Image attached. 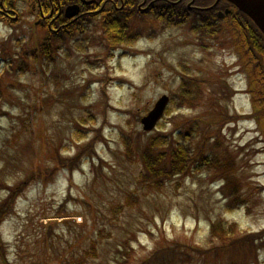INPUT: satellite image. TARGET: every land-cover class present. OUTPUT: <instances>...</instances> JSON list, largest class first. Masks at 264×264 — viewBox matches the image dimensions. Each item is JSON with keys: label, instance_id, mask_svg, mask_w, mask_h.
<instances>
[{"label": "rangeland", "instance_id": "1", "mask_svg": "<svg viewBox=\"0 0 264 264\" xmlns=\"http://www.w3.org/2000/svg\"><path fill=\"white\" fill-rule=\"evenodd\" d=\"M35 7L33 0L21 4L16 29L0 23V183L15 185L32 171L50 170L56 148L71 157L92 142L91 154L73 173L60 168L52 176L39 175L19 195L0 222L5 248L0 264H139L160 243L175 241L181 246L166 264H264V246L258 244L255 256L240 244L226 245L228 239L215 241L223 248L217 254L200 256L192 249L212 245L210 222L217 217L236 223L231 239L264 230V134L246 117L253 110L250 80L230 42L234 17L219 22L210 35L192 29L194 19L169 26L156 15L141 14L131 23L132 32H140L131 46L108 47L91 25L55 39L49 57L40 50L49 30L33 26ZM25 62L28 67L21 68ZM188 74L209 79L200 84L204 99L222 84L213 79L234 90L230 99L216 95L232 115L221 127L222 138L236 153L234 177L247 197L231 210L221 192L223 177L214 169L177 175L162 189L138 180L143 170L138 153L150 134L199 114L210 118L206 100L181 109L170 103L173 111L162 125L151 132L143 128L142 116L162 94L179 91ZM194 88L191 82L186 89ZM126 136L135 157L126 153ZM7 194L0 186V202ZM135 195L139 202L131 200ZM126 240L129 254L121 252ZM92 244L96 254L88 250Z\"/></svg>", "mask_w": 264, "mask_h": 264}, {"label": "trees", "instance_id": "2", "mask_svg": "<svg viewBox=\"0 0 264 264\" xmlns=\"http://www.w3.org/2000/svg\"><path fill=\"white\" fill-rule=\"evenodd\" d=\"M116 12L120 16L115 20L113 19L114 21L111 20V24L114 25L108 26V23L105 24V30L111 43L120 44L127 37L132 14L121 10ZM151 13L171 23L175 21L180 23L182 20L186 21L187 19L186 13L184 14L182 11H179L176 6H167L163 3H159L156 10ZM234 19L235 23L230 28L232 32V41L230 40V42L237 46L240 59L243 62L242 68L249 75L250 86L247 90L251 95V102L253 104V110L249 114H246V117L256 120L258 128L264 134V34L254 21L239 9L234 14ZM201 27L200 24H197L195 29L203 34L207 32L210 35L215 34L217 31L212 29L205 31ZM218 31L220 32L221 29H218ZM41 53L50 57L52 53L50 44H43ZM24 67H28L26 62L21 66V68ZM184 71L191 73L187 69ZM188 76H190L189 80L184 79L181 82L179 91H174L175 93L172 94L170 103L174 109H181L186 105L196 106L206 100L210 118L199 114L195 118L179 120L175 129H157L156 135L150 134L138 153L143 164V170L138 180L141 183L140 185L149 189H162L168 180L177 175L190 174L200 169H214L218 172L219 176L223 177L221 192L227 198L226 209L231 210V208L247 202V197L241 194L242 185L240 179L239 182L235 181L234 167L236 166V153H233L229 149V144H226L222 138L221 127L232 119V115L225 111L216 97L220 96L230 99L234 95V90L227 83L213 79L217 84H221V82L222 84L219 85L217 91L214 90L211 95L206 97L207 99H204L203 89L200 87V84L205 81L207 82L209 79L193 77L190 74ZM191 82L195 88L189 91L186 88L191 86ZM172 111V107L168 106L166 114H171ZM212 122L216 123V126H213ZM187 124L189 125L187 126ZM160 125H162V122H159L158 126ZM198 132L201 134V140L195 141ZM124 143L126 153L129 155L133 154V157H135V149L132 145L131 137L126 136ZM91 145L92 142L87 143L71 157H65L56 148V164L50 170H45L44 172L41 169L32 171L26 178L15 185L0 183L2 188L8 190L7 197L0 202V222L13 211L17 198L20 194L24 193L33 179L39 175L42 177H45V175L52 176L60 168H67L71 171L70 173H73L81 165L84 156L91 154L87 152ZM229 197H231V200H229ZM132 199L135 202H139L140 197L139 195H135L132 196ZM236 229L234 221L224 217L212 219L210 222V242H212V245L208 249H201L199 247H192V249L200 256L217 254L223 248L216 247L215 241L228 239V242L225 243L226 245H232V243L235 245L240 244L242 247H245V250H248L255 256L257 244L258 246H264V230L241 234V236L231 239ZM180 244L176 241L168 245L160 243L139 264H166L167 261H172V256L176 254V250L181 246ZM123 247L124 249L121 252L129 254L128 247L131 246H129L128 240L125 241ZM88 250L96 254L97 247L95 244H92ZM4 255V242L0 235V258H4ZM233 264L250 263L238 261L233 262Z\"/></svg>", "mask_w": 264, "mask_h": 264}, {"label": "flooded vegetation", "instance_id": "3", "mask_svg": "<svg viewBox=\"0 0 264 264\" xmlns=\"http://www.w3.org/2000/svg\"><path fill=\"white\" fill-rule=\"evenodd\" d=\"M28 0H0V22L6 25L20 23L22 20L21 9L16 2ZM40 11V17L35 19L34 24L48 26L54 33L66 29L71 30L80 22H87L93 16H98L102 24L106 20L114 21L120 15L116 11H127L132 14L130 20L137 15L138 11L148 12L156 9L157 2H165L170 6H176L179 11L190 13L200 18H208L210 24L217 21L218 17L225 18L226 10L235 7L228 0H35ZM71 3L80 5V14L72 18L65 16L64 8ZM233 5V6H232ZM35 6V4H34ZM50 6V9H49ZM153 7V8H152ZM47 9L49 11L46 13ZM46 10V11H45ZM223 12L224 14H221ZM115 13V15H114ZM114 19V20H113ZM132 32V30H131Z\"/></svg>", "mask_w": 264, "mask_h": 264}, {"label": "water", "instance_id": "4", "mask_svg": "<svg viewBox=\"0 0 264 264\" xmlns=\"http://www.w3.org/2000/svg\"><path fill=\"white\" fill-rule=\"evenodd\" d=\"M232 1L240 10L249 15L257 26L264 33V0H230ZM229 11V9H228ZM79 12V5L74 4L70 5L66 9L68 16H72ZM169 101V96L164 94L162 95L154 107L142 117V122L145 129H152L157 121L163 115L165 107Z\"/></svg>", "mask_w": 264, "mask_h": 264}]
</instances>
